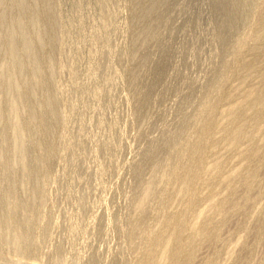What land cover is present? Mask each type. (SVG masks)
<instances>
[{
    "label": "rangeland",
    "instance_id": "rangeland-1",
    "mask_svg": "<svg viewBox=\"0 0 264 264\" xmlns=\"http://www.w3.org/2000/svg\"><path fill=\"white\" fill-rule=\"evenodd\" d=\"M0 264H264V0H0Z\"/></svg>",
    "mask_w": 264,
    "mask_h": 264
},
{
    "label": "bare ground",
    "instance_id": "bare-ground-1",
    "mask_svg": "<svg viewBox=\"0 0 264 264\" xmlns=\"http://www.w3.org/2000/svg\"><path fill=\"white\" fill-rule=\"evenodd\" d=\"M162 251H163V250H162ZM164 252H165V251H164ZM164 252H163V253H164ZM161 254H162V253H161ZM161 254H160V255H161ZM161 257H162V256H161ZM161 257H160V259H162ZM158 260H159V259H158Z\"/></svg>",
    "mask_w": 264,
    "mask_h": 264
}]
</instances>
